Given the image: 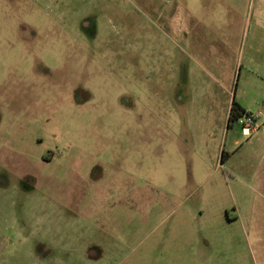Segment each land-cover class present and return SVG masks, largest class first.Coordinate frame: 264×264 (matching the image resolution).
<instances>
[{
  "label": "rangeland",
  "instance_id": "obj_1",
  "mask_svg": "<svg viewBox=\"0 0 264 264\" xmlns=\"http://www.w3.org/2000/svg\"><path fill=\"white\" fill-rule=\"evenodd\" d=\"M0 264H264V0H0Z\"/></svg>",
  "mask_w": 264,
  "mask_h": 264
},
{
  "label": "built area",
  "instance_id": "obj_2",
  "mask_svg": "<svg viewBox=\"0 0 264 264\" xmlns=\"http://www.w3.org/2000/svg\"><path fill=\"white\" fill-rule=\"evenodd\" d=\"M247 119V121L245 120ZM237 123H243V132L247 135H249L252 131L256 130L258 124H257V116L250 114H243L239 119L237 120Z\"/></svg>",
  "mask_w": 264,
  "mask_h": 264
},
{
  "label": "trees",
  "instance_id": "obj_3",
  "mask_svg": "<svg viewBox=\"0 0 264 264\" xmlns=\"http://www.w3.org/2000/svg\"><path fill=\"white\" fill-rule=\"evenodd\" d=\"M243 114H250V113H247L245 109L240 105L233 106L230 111L229 124L232 122H237L239 117H241Z\"/></svg>",
  "mask_w": 264,
  "mask_h": 264
},
{
  "label": "crops",
  "instance_id": "obj_4",
  "mask_svg": "<svg viewBox=\"0 0 264 264\" xmlns=\"http://www.w3.org/2000/svg\"><path fill=\"white\" fill-rule=\"evenodd\" d=\"M241 106V105H240ZM242 107V106H241ZM230 117V116H229Z\"/></svg>",
  "mask_w": 264,
  "mask_h": 264
}]
</instances>
